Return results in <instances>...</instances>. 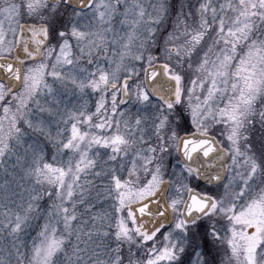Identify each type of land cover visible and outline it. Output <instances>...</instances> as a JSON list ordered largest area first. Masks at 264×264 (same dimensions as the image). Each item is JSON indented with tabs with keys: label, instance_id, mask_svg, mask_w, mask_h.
Masks as SVG:
<instances>
[{
	"label": "snow or ice",
	"instance_id": "snow-or-ice-1",
	"mask_svg": "<svg viewBox=\"0 0 264 264\" xmlns=\"http://www.w3.org/2000/svg\"><path fill=\"white\" fill-rule=\"evenodd\" d=\"M0 264H264V0H0Z\"/></svg>",
	"mask_w": 264,
	"mask_h": 264
}]
</instances>
